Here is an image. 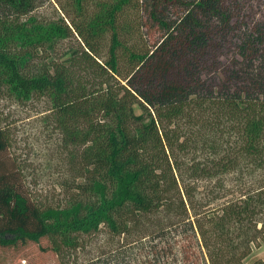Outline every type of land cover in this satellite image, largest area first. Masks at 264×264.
<instances>
[{
	"label": "trees",
	"instance_id": "trees-1",
	"mask_svg": "<svg viewBox=\"0 0 264 264\" xmlns=\"http://www.w3.org/2000/svg\"><path fill=\"white\" fill-rule=\"evenodd\" d=\"M88 1L44 23L31 15L40 0H0V94L50 101L81 178L68 205L39 204L6 165L0 127V251L47 238L66 259L107 225L149 239L132 242L141 264H246L264 187L212 206L197 185L222 191L264 168V0H98L91 14ZM134 6L139 43L123 21Z\"/></svg>",
	"mask_w": 264,
	"mask_h": 264
},
{
	"label": "rangeland",
	"instance_id": "rangeland-1",
	"mask_svg": "<svg viewBox=\"0 0 264 264\" xmlns=\"http://www.w3.org/2000/svg\"><path fill=\"white\" fill-rule=\"evenodd\" d=\"M75 0H40V4L32 12L44 23L59 22L66 17L67 11L74 13ZM88 14L98 8V0L87 2ZM138 7L129 8L123 16L124 23L133 27L128 35L135 42L142 39L139 30L140 13ZM75 16V14H73ZM77 17L81 18L79 15ZM69 20H67L68 22ZM77 37V36H76ZM152 40L159 35L153 33ZM75 39H64L56 48L62 52L66 45L73 44ZM105 53V51H104ZM38 60V59H37ZM51 103L45 97L35 96L30 100L19 101L6 92L0 94V127L8 134L9 146L2 156L13 173L21 189L41 205H68L79 195V182L76 168L79 160L74 155L78 147L65 140L64 133L57 128L51 117ZM140 111V110H138ZM245 185L253 188L264 187V168L256 169L250 175L238 179L228 176L222 191L214 183L198 181L197 196L215 197L212 206L222 205L237 195ZM143 235V234H142ZM190 233L172 238L174 249L182 244L190 243ZM183 237V238H182ZM140 240L135 232L124 240L114 235L107 225L97 232L83 236V249L71 250L63 259L51 248V242L43 238L39 243L30 242L16 248L1 249V264H141L139 244L148 245L149 239ZM134 241H137V247ZM132 243V244H129ZM256 259H264V233L252 243L250 254L244 259L250 264Z\"/></svg>",
	"mask_w": 264,
	"mask_h": 264
}]
</instances>
